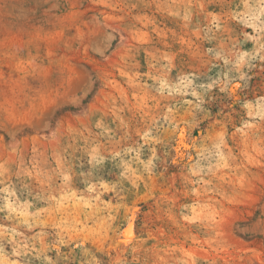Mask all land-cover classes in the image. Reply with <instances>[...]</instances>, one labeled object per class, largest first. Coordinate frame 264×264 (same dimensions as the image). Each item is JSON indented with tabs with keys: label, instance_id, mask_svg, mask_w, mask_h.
Returning a JSON list of instances; mask_svg holds the SVG:
<instances>
[{
	"label": "rangeland",
	"instance_id": "obj_1",
	"mask_svg": "<svg viewBox=\"0 0 264 264\" xmlns=\"http://www.w3.org/2000/svg\"><path fill=\"white\" fill-rule=\"evenodd\" d=\"M0 264H264V0H0Z\"/></svg>",
	"mask_w": 264,
	"mask_h": 264
},
{
	"label": "bare ground",
	"instance_id": "obj_2",
	"mask_svg": "<svg viewBox=\"0 0 264 264\" xmlns=\"http://www.w3.org/2000/svg\"><path fill=\"white\" fill-rule=\"evenodd\" d=\"M182 137L184 136L183 134H180ZM126 231H125V237H127V238H129V240L131 239V238H133V236H134V229H133V224H132V222L130 223V225L125 229Z\"/></svg>",
	"mask_w": 264,
	"mask_h": 264
}]
</instances>
